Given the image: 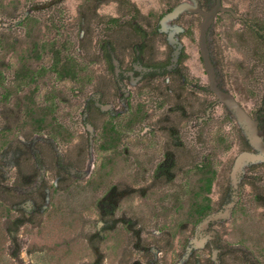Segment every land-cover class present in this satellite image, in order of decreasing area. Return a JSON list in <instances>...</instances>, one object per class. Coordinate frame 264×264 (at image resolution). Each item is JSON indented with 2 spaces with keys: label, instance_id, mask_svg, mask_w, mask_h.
Wrapping results in <instances>:
<instances>
[{
  "label": "rangeland",
  "instance_id": "1",
  "mask_svg": "<svg viewBox=\"0 0 264 264\" xmlns=\"http://www.w3.org/2000/svg\"><path fill=\"white\" fill-rule=\"evenodd\" d=\"M0 264H264V0H0Z\"/></svg>",
  "mask_w": 264,
  "mask_h": 264
},
{
  "label": "trees",
  "instance_id": "2",
  "mask_svg": "<svg viewBox=\"0 0 264 264\" xmlns=\"http://www.w3.org/2000/svg\"><path fill=\"white\" fill-rule=\"evenodd\" d=\"M116 22H118L116 19H112L111 20V23H116ZM104 52H105V56H106V61H107L108 67H109L110 70H112L114 65H113V62L109 58V50L106 48Z\"/></svg>",
  "mask_w": 264,
  "mask_h": 264
}]
</instances>
